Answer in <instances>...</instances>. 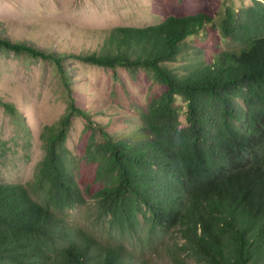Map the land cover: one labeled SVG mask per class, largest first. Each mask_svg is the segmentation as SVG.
<instances>
[{"label":"trees","instance_id":"trees-1","mask_svg":"<svg viewBox=\"0 0 264 264\" xmlns=\"http://www.w3.org/2000/svg\"><path fill=\"white\" fill-rule=\"evenodd\" d=\"M213 23V14L197 12L117 26L105 49L89 54L0 38L6 50L53 62L68 95L66 112L42 135L33 181L0 182V264H145L138 250L167 234L170 264H264V1L226 5L217 23L231 45L212 63L183 76L167 68L188 37ZM68 56L152 72L165 89L142 113L145 132L115 138L78 107L62 64ZM0 106L16 114L1 98ZM74 115L90 129L82 157L94 172L83 189L65 146ZM85 193L107 241L59 216L85 203Z\"/></svg>","mask_w":264,"mask_h":264},{"label":"rangeland","instance_id":"rangeland-1","mask_svg":"<svg viewBox=\"0 0 264 264\" xmlns=\"http://www.w3.org/2000/svg\"><path fill=\"white\" fill-rule=\"evenodd\" d=\"M252 2L0 0V38L26 42L57 54L98 53L105 49V40L114 27L150 25L169 15L213 14L215 23L188 37L176 60L166 63L167 68L183 76L193 68L212 63L217 53L231 45L230 41L221 38L217 23L226 5L238 11L241 6ZM62 64L69 76L75 104L88 111L95 123L101 124L115 138L145 132L142 113L149 100L165 89L152 72L142 67L129 69L123 66H116L113 70L69 56ZM0 98L16 109V114H9L0 106V182L28 187L44 155L42 135L45 128L66 112L68 95L53 62L0 47ZM176 106L182 119L185 106L179 98ZM85 122L81 116L71 117L65 141L71 157L70 170L81 189L91 181L94 172V165L82 157L84 141L90 133ZM96 139H100L98 134ZM33 197L37 199L36 194ZM85 199V203L65 209L59 216L70 225L83 227L86 232L107 241V224L97 220L92 197L85 193ZM167 236L138 250L139 262L170 264L162 248L168 241ZM129 242L126 240L125 245Z\"/></svg>","mask_w":264,"mask_h":264}]
</instances>
